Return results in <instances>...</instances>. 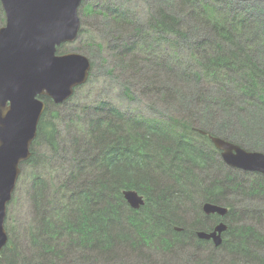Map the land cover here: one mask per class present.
<instances>
[{"label": "trees", "instance_id": "obj_1", "mask_svg": "<svg viewBox=\"0 0 264 264\" xmlns=\"http://www.w3.org/2000/svg\"><path fill=\"white\" fill-rule=\"evenodd\" d=\"M237 2L161 0L156 11L140 23L133 20L129 11L127 14L130 16H126V12L116 6L108 7L104 12L113 24L109 36L116 70L120 71L118 68L124 63L128 66L127 58H130L129 64L133 68L129 70L133 73H142L140 61L150 63L152 75L149 76L148 71L143 72V81L147 79V88H142L144 93H152L151 88L156 95L163 92L162 73L171 78L169 75L175 72L173 68L178 66H181L179 76L190 77L194 85L206 89L191 88L186 99L189 106L183 109L181 103L184 114L180 116L168 112L156 118L141 113L127 115L116 107L105 108L106 102H99L86 108L90 113L82 110L86 116L76 122V126L68 123L70 138L65 149L71 154L67 156L70 166L59 168L57 164L58 170L51 171L55 174L59 169H67L64 180L56 184L53 175L45 178L41 173L33 180L30 202L35 216L30 232L34 251H39V256L35 262L28 264H119V258L125 257L124 245H117L120 239L168 253L167 257H163L167 259L164 263H173L172 260L179 258L172 250L189 247V243L195 248L196 241L188 237H192L193 229L200 228V224L208 227L203 221L200 205L195 211L198 222H188V218L177 213L180 200L170 191L174 184L187 191L186 200L195 198L201 204L228 207L227 223L232 215L235 216L229 201L222 198L226 196V185L233 184L234 178L230 172L221 171L223 164L215 170L218 166L216 157L220 153L209 136L232 140L249 151L264 149V19L259 18L261 8L252 7L251 1ZM0 12L5 16L1 4ZM185 21L190 23L189 29L182 27ZM123 24H132V29L125 32L129 25L126 27ZM145 31L148 37H141L140 34ZM156 43L170 50L159 56ZM180 45L185 47L184 50L189 49L187 61L179 57ZM63 46L58 48L57 54H64ZM168 52L174 58H167ZM213 90L216 93L208 95ZM166 93V96H160L161 99L165 96L166 102H173L175 91L168 90ZM202 97L207 101H202ZM44 101L47 109L39 123L36 144L42 139L56 150L59 136L55 124L57 113H52L49 119L47 116L53 102L48 97ZM211 103L220 108L230 105L237 109L242 106L236 110V117L244 118L248 112L256 114L254 126L261 123L263 127L257 131L253 130L254 126L252 130L244 126L235 129L234 126L231 134L224 136L226 133L221 128L217 131L210 128L208 122L211 117L203 114L198 107ZM237 130L242 134L234 135ZM31 151L32 157L28 162L43 167L41 156L33 148ZM197 170L208 174L218 171L224 181L217 178L213 184L204 186ZM240 171L250 178L254 175L237 170ZM254 176L248 186V194L264 196V176ZM238 185L239 182L235 184L236 187ZM125 190L145 195L148 199L146 207L132 208L123 196ZM196 193L202 195L197 198ZM166 194L169 196L166 197ZM256 216L261 220L260 214ZM175 227L184 228L183 233L188 237L178 239L181 233ZM229 227L223 245L229 250L226 252L240 256L243 264L248 263L247 259L251 263L264 264V256L258 258V251L252 248L264 244L255 230ZM4 251H15L10 238ZM261 253L264 254V251ZM3 256H7L5 252ZM138 256L144 264L155 263L152 256L143 251L138 252ZM179 261L174 263L219 264L220 257L215 253L203 256L194 250ZM7 262L16 264V261ZM21 264L27 263L24 261Z\"/></svg>", "mask_w": 264, "mask_h": 264}, {"label": "rangeland", "instance_id": "obj_2", "mask_svg": "<svg viewBox=\"0 0 264 264\" xmlns=\"http://www.w3.org/2000/svg\"><path fill=\"white\" fill-rule=\"evenodd\" d=\"M160 1L161 0L83 1L79 10V13L81 15L82 31L80 34H78V38L74 42L67 43L63 46V53L66 54L75 52L87 56L91 60L93 65L92 71L90 72L89 76L90 80H88L85 85L76 87L74 94L70 99L61 104L52 103L50 106L51 112L47 117L50 119L52 113H57L55 124L57 125L59 131L58 148L56 150L54 148L52 149L50 145L42 141V139L39 140L38 144H36V140L34 141L32 148L36 151L37 154L41 156V160L44 162V166L41 167L38 163L26 162L21 167V174L16 186L15 193L13 195L12 201L8 205L6 219V229L8 231V237L13 240L15 251H4V249L0 254V264H9V262L7 261H16V264H21L25 261V263L28 264L31 261L35 262L36 258H38L39 251H34V245L30 232L35 216L33 205L30 202L33 180L40 173L45 178H47V176H49L50 174L53 175L56 184L64 180L65 174H67V169H64V171L59 169V172H56L55 174L51 171L58 170V168L56 167L57 164L59 168L61 166L69 168L70 160L67 158V156H71V154L68 153L65 149V146L68 145L67 141H69L70 138L67 126L68 123L70 125L76 126V122H79L82 117L86 116L85 113L82 112V110L88 111L86 108L93 107L99 102H106L105 108L116 107L122 113L127 115L141 113L145 116L156 118L160 117L162 114L164 115L165 112H168L172 114L177 113L180 116L181 114H184L182 113V110L187 109V106H189L187 105L186 99L189 98L191 88L193 87L195 90L206 89L205 87L203 88L198 84L194 85L190 77L184 78L179 76L178 71L181 69V66L173 68L175 72L169 75V77L171 78L166 77V74L164 75V73H162L163 87L161 88V91L163 92H159L160 94L157 95L154 92L153 88H151L150 91L154 94L147 92L144 93L145 90L142 89L147 88V79H145L144 81L142 79L145 77V74H143V72L148 71L147 74L149 76H151L153 73L152 69L150 68V63L147 64L144 61H140L139 68L140 70H143L142 73H133L129 70L133 68L129 64L130 58H127L126 62L128 63V66H130V68L128 66L126 67L124 63L121 65V67L118 68L120 71L116 70V62L114 61L112 57L113 55L110 51L111 39L109 36V30L113 28V24H111L110 17H106L104 12L107 11L108 7L116 6L118 8H121L123 12H126V16H130V14H127V12L129 11L132 15L133 20H136L140 23L146 20L147 15L149 17L151 13L153 14L156 11L160 4ZM174 1L176 2V0ZM235 3L238 4L237 0H235ZM250 3L254 5L252 6L254 8H261V11H259L261 12V14H259V12L255 13L259 14L260 19H264V1H251ZM126 16L124 15L125 18ZM5 25V16H2L0 12V30ZM123 25L126 27L129 25L125 32L129 29H132V24ZM189 25L190 23H188L187 21L182 22L183 28L185 27L186 29H189ZM140 35L141 37H148L146 31L142 32ZM181 45L179 57H183L185 61H187L186 58L190 57L189 49L184 50L185 47H181ZM155 49L157 51L159 49V56L164 55V52L170 50L168 47L159 45L157 43ZM167 58L174 57L168 52ZM188 73L190 72L188 71ZM168 90H174L175 95L178 93V96L173 95V102L165 101V96L167 94L166 91ZM211 93L216 92L213 90L212 92H209L208 95H210ZM162 94H165L163 99H161L160 97ZM202 101L205 102L207 101V99L202 97ZM181 103L183 104V109ZM198 107L202 110L201 112L203 114H208L211 117L208 122L210 128L212 130L221 128L222 131L226 133L224 134V136L231 134L234 126L235 129L242 128L244 126L249 130H252L251 127H253L257 121V115L249 112L246 116H244V118H237L235 112L242 106H238L237 109L232 108L230 105L220 108L218 105L211 103L209 105H198ZM179 111H181V113H179ZM88 113L90 112L88 111ZM241 121L242 123H240ZM260 124L254 126L253 130L258 131L259 129H261L263 126ZM253 132L255 133V131ZM235 133L242 134L240 130H237V132L235 131L234 135ZM233 137L234 136H230V138ZM214 148L220 153V156L217 155L216 157L218 166H215V170L217 168L219 169L220 164H223L225 168L224 166L221 167V171L230 172L231 177L234 178L232 180L234 181L233 184L226 185L228 186L227 192L225 193L226 196L222 197L223 199L229 201V204L232 206L231 209L233 208V210H235V216L232 215L229 218L227 224L231 227L235 226L236 230H248V228L250 230V228H252L261 237V239L264 240V196L260 195V197H257L255 195H249V192L247 191L249 184L252 183L251 179L256 177L254 175L262 174L255 173L250 178L244 172L231 170L232 168L230 169V167H228L223 161L221 151L218 150L215 146ZM261 150L262 151H254L264 154V149ZM215 170L213 174L204 173L201 170L196 171L200 178L204 180V184L202 185L205 186L213 184L212 182H214V180H216L217 178H223L222 173L221 175H219V173H217L218 171L216 172ZM238 182L240 183V185L236 187L235 184H238ZM227 183L228 182H226V184ZM171 188H173L170 190L172 192L171 194H173L174 196L177 195L178 199L180 200V204H177L179 211L177 213L183 214L184 217L188 218V222L193 221L194 216L191 212V209H193L195 205H199V200L195 198L186 200L187 191L182 190L183 188L180 185L174 184ZM173 195L170 196V199L173 198ZM201 195L202 194L196 193L195 197L198 198ZM168 196L169 194H166V197ZM256 214L261 215L259 217L261 220H258L256 218ZM251 235L254 238V235L252 233ZM120 241L121 242H117V245H124L122 247L125 249V257H122V259L119 258V264H144L142 258L138 256V252L142 251L152 256L153 262H155L153 264H165L164 259L167 260L163 257H167L168 253L163 254V252H160L159 250L148 249V246L141 245L138 242H136V244L134 243L135 245H132V243L129 241L124 242L125 240L121 239ZM188 246L189 247L186 248L173 249L174 253L177 252L176 257L179 259L172 260L173 263L171 264H176L174 262H178L179 260L182 261L186 254H189L190 251H196V249L193 248V245ZM215 248H217L218 250H213L210 252H199L201 253V255L203 254V256L209 255L208 253L219 254V264H243L240 261L242 259L240 256H233L229 252H226L229 250L221 251V249H224L225 247ZM252 248L258 251V258L261 259V257L264 256V254L261 253L262 251H264V244L262 247L254 245ZM4 252L5 255H7L6 257L3 256ZM13 254L15 257L13 256ZM19 256L22 257L17 258ZM71 256L73 257L74 255ZM246 261L248 262L247 264H255L254 262H249L248 259Z\"/></svg>", "mask_w": 264, "mask_h": 264}, {"label": "water", "instance_id": "obj_3", "mask_svg": "<svg viewBox=\"0 0 264 264\" xmlns=\"http://www.w3.org/2000/svg\"><path fill=\"white\" fill-rule=\"evenodd\" d=\"M84 0H0L6 25L0 30V254L9 243L5 224L21 174L32 157V146L47 105L70 99L76 87L85 85L92 71L91 60L79 53L57 54L72 43L81 30L80 7ZM264 1V0H245ZM202 135L206 133L200 130ZM225 164L237 170L264 175V154L210 135ZM131 207L145 204L135 191H125ZM207 215L221 217L229 209L206 203ZM227 226L221 224L210 236L217 244Z\"/></svg>", "mask_w": 264, "mask_h": 264}, {"label": "flooded vegetation", "instance_id": "obj_4", "mask_svg": "<svg viewBox=\"0 0 264 264\" xmlns=\"http://www.w3.org/2000/svg\"><path fill=\"white\" fill-rule=\"evenodd\" d=\"M237 171V170H236ZM252 174V173H251ZM253 174H255V173H253ZM135 191V190H134ZM139 194V193H138ZM140 195V194H139ZM123 196H124V191H123ZM140 196H142L143 197V199H144V201H145V204L144 205H142V206H145L146 207V205H147V202H148V199H147V197L145 196V195H140ZM127 202V201H126ZM128 203V202H127ZM200 203V202H199ZM129 204V203H128ZM206 204V203H205ZM205 204H199L201 207H202V213L204 214V217H203V221L204 222H206V224L208 225V227H204L202 224H200V228H194L193 229V234H192V237L190 236V237H188L187 236V234H185V233H183V232H185L183 229L184 228H182V227H175V230L178 232V233H181V235L179 236V237H177L178 239H180L181 237H183V236H187L189 239H192V241L193 242H195L196 241V245H195V249H196V251H201V252H203V251H213V250H218L217 248H215V247H219V248H221V247H223V245H224V242L226 241V237H225V234H226V232L228 231V229H229V226H228V224H227V220H226V218H227V216H228V214L227 215H225V216H223V217H221V216H219V215H217V214H210V215H207L205 212H204V206H205ZM141 206V207H142ZM223 206V205H222ZM140 207V208H141ZM198 207V205L197 206H195V207H193V209H191V212L193 213V216H194V219H193V221H192V223H195L196 221L198 222V214H197V212L195 213V211L197 210L196 208ZM225 207V206H224ZM139 208V209H140ZM228 208V207H227ZM229 209V208H228ZM229 213V212H228ZM216 216H218L219 218H217ZM221 224H225L226 226H227V228H226V230L224 231V232H222L221 234H218L219 236H220V238H221V242H220V244L219 245H217L216 243H215V241H214V239H212V238H209V239H207V238H203V237H201L200 236V233H207V234H212L213 232H215V230H216V228L219 226V225H221ZM199 229V230H198ZM196 230V233L194 234V231ZM189 235V234H188ZM197 239V240H196ZM192 242V243H193ZM197 242H199V244L197 243ZM189 245H190V243H189ZM185 247V246H184ZM180 248H182V247H180ZM227 250V248H224V249H221V251H226ZM162 251V250H161ZM170 251V250H169ZM173 251V250H172ZM208 254H210V253H208Z\"/></svg>", "mask_w": 264, "mask_h": 264}, {"label": "bare ground", "instance_id": "obj_5", "mask_svg": "<svg viewBox=\"0 0 264 264\" xmlns=\"http://www.w3.org/2000/svg\"><path fill=\"white\" fill-rule=\"evenodd\" d=\"M125 191H134V190H125ZM125 191H124V192H125ZM135 192H137V191H135ZM137 193H138V192H137ZM124 198H125V196H124ZM125 200H126V199H125ZM126 201H127V200H126ZM129 205H130V204H129ZM130 206H131V205H130ZM140 207H141V206H140ZM140 207H138V208H134V207H132V208H134V209H139ZM5 227H6V224H5ZM215 231H216V230H215ZM213 233H214V232H213ZM213 233H212V234H213ZM200 234H205V235H207V236H208V235H209V236L211 235V234H207V233H200ZM216 234L218 235V234H221V233L217 232ZM218 236H219V235H218ZM203 238H204V237H203ZM210 238H212V237H210ZM207 239H209V238H207ZM212 239H214V238H212ZM220 239H221V238H220ZM214 241H215V240H214ZM215 243H216V241H215ZM216 244H217V243H216ZM219 244H220V243H219ZM219 244H217V245H219Z\"/></svg>", "mask_w": 264, "mask_h": 264}]
</instances>
